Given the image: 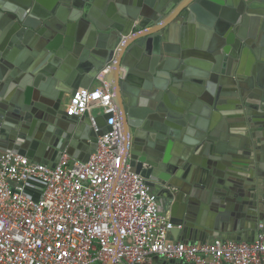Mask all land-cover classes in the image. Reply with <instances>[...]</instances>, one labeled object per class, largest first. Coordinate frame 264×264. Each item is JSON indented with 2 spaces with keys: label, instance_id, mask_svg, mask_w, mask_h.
I'll return each instance as SVG.
<instances>
[{
  "label": "water",
  "instance_id": "1",
  "mask_svg": "<svg viewBox=\"0 0 264 264\" xmlns=\"http://www.w3.org/2000/svg\"><path fill=\"white\" fill-rule=\"evenodd\" d=\"M98 76L124 158L166 200L174 239L217 236L225 221L258 228L264 0H0V149L86 161L109 115L95 130L61 103Z\"/></svg>",
  "mask_w": 264,
  "mask_h": 264
},
{
  "label": "built area",
  "instance_id": "2",
  "mask_svg": "<svg viewBox=\"0 0 264 264\" xmlns=\"http://www.w3.org/2000/svg\"><path fill=\"white\" fill-rule=\"evenodd\" d=\"M78 87L61 103L71 116L109 115L86 161L64 151L54 164L0 149V264H264V230L251 239L170 238L166 200L123 155L110 86ZM95 109V113L92 110Z\"/></svg>",
  "mask_w": 264,
  "mask_h": 264
},
{
  "label": "crops",
  "instance_id": "3",
  "mask_svg": "<svg viewBox=\"0 0 264 264\" xmlns=\"http://www.w3.org/2000/svg\"><path fill=\"white\" fill-rule=\"evenodd\" d=\"M193 41L195 42V39L197 38V32L195 31L193 33ZM100 83V79H98L97 77H95L92 82L90 83L89 87H94L97 86ZM67 96V95H66ZM66 96L64 97L66 99ZM92 113H95V109L92 110ZM198 117H201L200 115ZM212 146L209 149V153L211 152ZM173 191H175L174 188H171ZM260 207V211L264 212V207L259 205ZM169 215H170V211H169ZM171 217V216H170ZM172 220H174V218H171ZM176 220H174L175 222ZM259 224L262 225V228L264 230V220L260 221ZM258 224V225H259ZM233 223L230 221H225L224 223H221V229L218 231V235L217 236H213L210 234H207L203 229V231L201 230H188L187 231V236L188 238L191 236L193 238L192 241H198L199 240H212L215 237H221V238H231V237H237L239 236L240 239L245 238V239H251L255 236V233L257 231L250 228L249 224L247 223V221L244 222V226L242 228H239L238 230H234L233 228ZM177 235V233H170V238H174ZM178 237L182 236V234H178ZM183 237V236H182ZM197 239V240H195ZM146 264H152V263H146ZM154 264H185L182 263L180 261H166V260H159V261H155Z\"/></svg>",
  "mask_w": 264,
  "mask_h": 264
}]
</instances>
